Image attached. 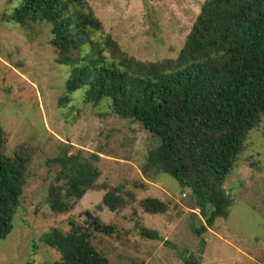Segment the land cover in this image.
Segmentation results:
<instances>
[{"label":"rangeland","instance_id":"374dc122","mask_svg":"<svg viewBox=\"0 0 264 264\" xmlns=\"http://www.w3.org/2000/svg\"><path fill=\"white\" fill-rule=\"evenodd\" d=\"M20 1L0 0V126L6 136L4 153L11 155L22 146L29 162L11 230L0 239V264L56 260L58 253L43 242L42 234L51 229L65 233L70 220L88 228L86 212L113 229L94 239L109 264H183L185 252L197 249L190 226L202 222L190 202L193 167L170 156L159 170L142 173V123L113 108L106 97L96 105L84 102L86 87L66 93L68 67L54 62L50 24L19 25L1 17ZM85 2L73 3L67 12L73 27L81 15L100 24L86 27L90 42L81 54L98 67L124 70L120 56L145 63L175 59L204 0ZM62 154L70 157L77 174L97 184L123 185L133 193L132 203L109 211L100 203L102 191L71 187L66 192L73 207L52 213L44 195L59 166L46 160ZM223 188L234 202L227 217L216 218L203 233L199 264H264L263 119L248 132ZM135 220L155 229L171 246L139 237L132 228Z\"/></svg>","mask_w":264,"mask_h":264},{"label":"trees","instance_id":"16d2710c","mask_svg":"<svg viewBox=\"0 0 264 264\" xmlns=\"http://www.w3.org/2000/svg\"><path fill=\"white\" fill-rule=\"evenodd\" d=\"M73 3L86 2L21 0L1 17L19 25L50 24L54 62L68 67L64 91L86 87L84 102L96 105L106 97L113 108L142 123L146 152L142 173L159 170L170 156L193 167L190 202L202 222L190 226L197 238L196 252L187 251L181 259L183 264H199L203 233L216 218L225 219L234 202L223 185L248 132L264 120V0H204L175 59L145 63L120 56L124 70L98 67L81 54L90 42L86 27L97 29L100 24L91 15H81L73 27L67 14ZM113 55L118 56L116 51ZM5 143L0 126V239L11 230L29 162L22 146L6 155ZM70 160L65 154L46 160L59 166L44 195L52 213L73 207L66 192L71 187L102 191L100 203L109 211L132 203L133 193L123 185L97 184L77 174ZM86 215L88 228L70 220L65 233L51 229L42 234L43 242L58 253L56 260L44 264H109L94 239L96 233L109 235L113 229L89 212ZM132 228L141 238L171 246L155 229L136 220Z\"/></svg>","mask_w":264,"mask_h":264}]
</instances>
